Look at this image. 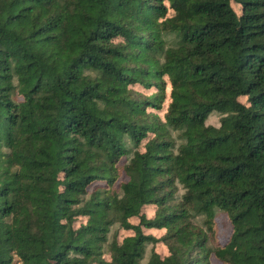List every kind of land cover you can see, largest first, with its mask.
Listing matches in <instances>:
<instances>
[{
	"label": "trees",
	"instance_id": "obj_1",
	"mask_svg": "<svg viewBox=\"0 0 264 264\" xmlns=\"http://www.w3.org/2000/svg\"><path fill=\"white\" fill-rule=\"evenodd\" d=\"M214 258L264 264V0H0V264Z\"/></svg>",
	"mask_w": 264,
	"mask_h": 264
},
{
	"label": "rangeland",
	"instance_id": "obj_2",
	"mask_svg": "<svg viewBox=\"0 0 264 264\" xmlns=\"http://www.w3.org/2000/svg\"><path fill=\"white\" fill-rule=\"evenodd\" d=\"M233 6H234V8H235L237 11H240L241 6H240L239 4L234 3ZM135 88L138 89V90L145 91L146 93L152 91V90H146V89H144L143 87H141V86H139V85H136ZM242 100L246 101L244 97L242 98ZM161 113H162V111H161ZM218 121H219V116H218V114H216V115H212V117L210 118V122H211V123L217 124ZM148 212H149L150 214H152L153 210H152L151 208H149V209H148ZM219 221H220V223H221V236L224 237V239H227L228 236H229V234H230V231H231V225H230V223H229V220H228V218H227L225 215H221V216L219 217ZM154 233L158 234V231H154ZM155 249H156L158 252H161V253H164V254H166V251H167V250H166L167 248L165 247V245H163V244H161V243L157 244V245L155 246ZM213 264H222V263L219 262L217 259L214 258V259H213Z\"/></svg>",
	"mask_w": 264,
	"mask_h": 264
}]
</instances>
